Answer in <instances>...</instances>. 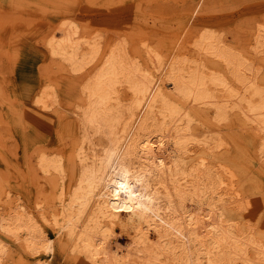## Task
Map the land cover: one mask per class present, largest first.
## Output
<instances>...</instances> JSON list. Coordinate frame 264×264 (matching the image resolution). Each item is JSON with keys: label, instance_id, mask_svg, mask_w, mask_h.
I'll return each instance as SVG.
<instances>
[{"label": "bare ground", "instance_id": "obj_1", "mask_svg": "<svg viewBox=\"0 0 264 264\" xmlns=\"http://www.w3.org/2000/svg\"><path fill=\"white\" fill-rule=\"evenodd\" d=\"M64 23L52 26L49 50L75 73L81 72L90 59L81 61L97 43L89 41L86 52L77 38L78 28ZM263 26L252 33L254 51L263 53L258 58L262 64ZM194 35L199 55L209 53L214 61L188 62L182 57L189 53L186 40L163 63L160 73H155L141 62L130 63L124 48L114 46L84 87L87 106L81 112V141L75 146L80 170L72 168L69 196L62 192L57 197L60 208L53 213V225L57 233L66 230L72 250L94 264H264L263 230L249 217V211L264 205V198L256 203L259 208L254 207L239 190L250 170L235 158L246 151L238 144L234 157L229 148L233 141L218 137L219 132L212 133L215 137L208 132L200 137L195 122L204 111L193 108L213 106L218 120L234 111L249 126L258 128L261 137L255 156L263 160L264 90L259 88L257 72L247 73V54L234 52L221 36L208 30H197ZM152 50L145 53L154 63ZM231 81L238 84L236 91ZM121 83L127 85L128 95H122ZM44 98L36 102L49 108ZM96 135L106 139L104 150L98 151L97 139L92 138ZM216 148L228 154L219 166L199 154V150L213 153ZM37 164L55 186L68 169L64 159L43 153ZM21 213L16 221L31 217L26 211ZM123 217L134 227L128 249L113 240L114 226L125 224ZM4 218H0L2 230L14 233L18 227L15 219ZM23 228L16 238L22 234L28 249L53 250L50 237L44 236L46 243L38 246L34 228L30 224ZM3 247L0 241V253Z\"/></svg>", "mask_w": 264, "mask_h": 264}, {"label": "rangeland", "instance_id": "obj_2", "mask_svg": "<svg viewBox=\"0 0 264 264\" xmlns=\"http://www.w3.org/2000/svg\"><path fill=\"white\" fill-rule=\"evenodd\" d=\"M63 21L78 28L80 34L76 37L86 52L89 41L97 43L94 51L87 53L88 58L81 61L87 63L90 59L81 72L75 73L71 65L49 50L51 28ZM262 25L264 0H0V218L15 219L18 225L10 234L0 224L4 246L0 264H37L45 259L47 264H94L83 253L72 250L66 230L57 233L53 213L60 208L58 195L64 192L69 196L72 168L80 170L75 146L81 141V112L87 106L84 87L96 76L114 46L124 48L130 63L141 62L142 67L149 66L160 73L163 63L175 56L186 40L189 53L182 52V57L188 62L214 61L209 53L199 55L194 35L197 30H208L209 34L221 36L234 52L247 54V73L257 72L259 88L264 90V64L258 60L263 53L254 51L252 35ZM148 48H154V63L145 53ZM231 83L236 91L238 84ZM119 87L122 95L130 92L125 83ZM216 93L221 94L219 90ZM39 97H46L50 107H40L36 102ZM193 108L204 111L201 120L195 122L200 137L206 132H219L218 137L233 141L229 148L234 157L236 145L246 151L243 157L235 158L250 170L249 178L238 189L259 208V198H264V159L255 156L260 130L249 126L234 111L218 120L213 106L204 107L205 110ZM92 138L97 139L98 151L105 149L107 141L103 136ZM199 151L217 166L227 154L217 148L213 153ZM42 153L52 159H64L68 165L57 186L47 180L37 164ZM24 211L31 219L16 221ZM249 213L264 234V205ZM126 219L123 217L125 224L114 226L113 235L123 249L130 247L134 234L133 225ZM28 224L34 228L38 246L46 243L44 236L52 239V251L40 247L35 252L24 246L22 234L16 238V232Z\"/></svg>", "mask_w": 264, "mask_h": 264}]
</instances>
